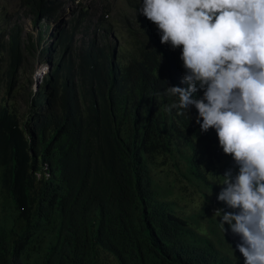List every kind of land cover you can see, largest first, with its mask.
<instances>
[{"label":"trees","instance_id":"obj_1","mask_svg":"<svg viewBox=\"0 0 264 264\" xmlns=\"http://www.w3.org/2000/svg\"><path fill=\"white\" fill-rule=\"evenodd\" d=\"M127 1L133 14L123 22L130 36L123 52L106 42L109 6L96 24L100 43L73 44L87 13L57 31L52 69L22 116L13 101L32 83L21 71L33 44L15 25L0 31V264H244L217 247L225 239L235 247L240 237L223 233L216 211L238 210L218 202L222 181L211 179L229 169L235 176L239 167L214 129L201 131L195 107L183 115L167 110L177 98L165 87H187L182 48L161 44L140 11L143 0ZM21 5L41 40L43 19L60 5ZM164 167L183 189H202L198 213L179 214L155 190L153 173Z\"/></svg>","mask_w":264,"mask_h":264},{"label":"clouds","instance_id":"obj_2","mask_svg":"<svg viewBox=\"0 0 264 264\" xmlns=\"http://www.w3.org/2000/svg\"><path fill=\"white\" fill-rule=\"evenodd\" d=\"M140 11L161 44L182 48L187 87H165L177 98L167 110L195 107L239 167L220 176L218 202L238 210L218 209L220 227L240 237L244 264H264V0H143Z\"/></svg>","mask_w":264,"mask_h":264},{"label":"rangeland","instance_id":"obj_3","mask_svg":"<svg viewBox=\"0 0 264 264\" xmlns=\"http://www.w3.org/2000/svg\"><path fill=\"white\" fill-rule=\"evenodd\" d=\"M60 5L57 14L49 18L43 19L42 30L45 31L44 36L39 40V26L34 25V16L27 7L21 5V0H0V31L6 32L12 26H17L20 30L21 38L28 39L33 47L28 53L29 63L21 71V79H31L32 83L24 82V89H19L15 94L14 106L18 110L20 116L28 112L27 101L36 92L35 74L44 71V75L39 77L37 90L47 72V64L50 61L49 52L55 50L56 33L62 27H68L69 23H76L80 14L87 13L88 17L83 21L77 31H74L73 44L77 50L86 46L91 40L99 41L102 37V30L96 29L97 22L101 17L102 12L109 6L110 14L108 15V22L111 24V30L108 32L109 48L114 49L115 54L123 52L127 47L126 40H130L129 34L123 28V22L128 15L133 14V10L128 6L127 0H57ZM88 25V26H87ZM87 27V29H85ZM137 25L134 24L133 29L137 30ZM131 49V48H127ZM31 93V95H30ZM4 95V88L0 90V98ZM25 117V116H24ZM22 117V119L24 118ZM223 171L218 168V172ZM154 174V188L159 195L168 201L176 203L175 210L180 214L189 216L195 213V210L200 208L204 203L203 194H200V188L196 186L187 185L186 188L178 182V177L169 172L168 167L156 169ZM223 175V172H222ZM215 182L221 179L219 176L211 178ZM216 184V183H215ZM217 185V184H216ZM213 214V211L211 212ZM210 215L205 216L199 220L200 225L206 224V219ZM3 218V212L0 205V221ZM198 222V220H197ZM225 243H219L218 248L222 252L228 253L232 258L241 261L244 258L239 251L236 250V245L240 241L235 240V247L230 245L228 240Z\"/></svg>","mask_w":264,"mask_h":264},{"label":"water","instance_id":"obj_4","mask_svg":"<svg viewBox=\"0 0 264 264\" xmlns=\"http://www.w3.org/2000/svg\"><path fill=\"white\" fill-rule=\"evenodd\" d=\"M51 69H52V63L49 62V63L47 64V72H50ZM42 75H44V71L39 72L38 74H37V73L35 74V79H34V80H36V81H35L36 91H37V84H38L39 77L42 76Z\"/></svg>","mask_w":264,"mask_h":264}]
</instances>
